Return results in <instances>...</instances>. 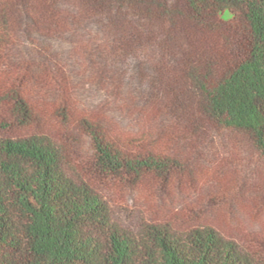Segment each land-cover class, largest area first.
I'll use <instances>...</instances> for the list:
<instances>
[{
	"label": "trees",
	"instance_id": "trees-1",
	"mask_svg": "<svg viewBox=\"0 0 264 264\" xmlns=\"http://www.w3.org/2000/svg\"><path fill=\"white\" fill-rule=\"evenodd\" d=\"M0 264H264V0H0Z\"/></svg>",
	"mask_w": 264,
	"mask_h": 264
},
{
	"label": "rangeland",
	"instance_id": "rangeland-1",
	"mask_svg": "<svg viewBox=\"0 0 264 264\" xmlns=\"http://www.w3.org/2000/svg\"><path fill=\"white\" fill-rule=\"evenodd\" d=\"M225 16H228L227 14H225Z\"/></svg>",
	"mask_w": 264,
	"mask_h": 264
}]
</instances>
